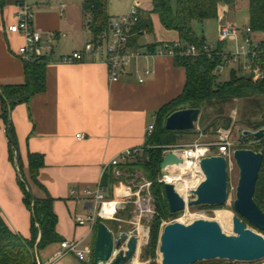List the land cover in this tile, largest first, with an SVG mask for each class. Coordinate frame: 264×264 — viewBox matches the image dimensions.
I'll use <instances>...</instances> for the list:
<instances>
[{"label":"crops","instance_id":"crops-1","mask_svg":"<svg viewBox=\"0 0 264 264\" xmlns=\"http://www.w3.org/2000/svg\"><path fill=\"white\" fill-rule=\"evenodd\" d=\"M30 2L35 7V26L44 38L47 87L28 103H21L11 111L10 121L19 144L23 170L16 152L12 159L9 124L3 118L4 103L0 94V214L13 231L31 237L33 213L25 202L20 181L25 180L24 174L29 179V153L40 154L45 166L39 180L45 189L32 181L28 189L35 196L50 194L55 199L57 231L63 241L83 240V245L94 247L96 228L90 230L89 225L76 221L77 215L88 216L93 212L90 199L83 191L98 186L104 167L112 158L129 149L145 153L149 126L156 125L157 112L161 108L183 94L187 70L177 64L175 57L142 56L126 66L118 81H112L106 62L107 43L101 35L99 42L95 41L92 21L83 6L85 0ZM139 2L141 9H153V0ZM16 9L17 0H0V88L26 82V60L19 53L25 38L8 31L15 21ZM152 17L154 30L139 34L134 29L131 45L149 52L162 41L180 40L179 32L165 28L159 15ZM219 20L220 24L227 21L225 16ZM116 21L112 16V23ZM53 32L57 37L51 41ZM254 35L264 40V33L255 32ZM89 48L93 50L88 51ZM76 51L83 53L85 58L75 62L60 61L62 56ZM148 68L154 73L140 82L138 70ZM229 69L231 75L233 69ZM187 107L190 106L182 108ZM79 133L86 137L78 139ZM133 162L136 160L123 162L124 173ZM117 180L108 192L111 198ZM61 243H53L39 251L41 264H88L74 253L55 260Z\"/></svg>","mask_w":264,"mask_h":264},{"label":"trees","instance_id":"trees-1","mask_svg":"<svg viewBox=\"0 0 264 264\" xmlns=\"http://www.w3.org/2000/svg\"><path fill=\"white\" fill-rule=\"evenodd\" d=\"M250 10V27L254 32L264 33V0H247ZM240 0H153L151 11L139 10V21L134 27L139 34L154 30L153 14H157L165 28L176 30L180 34V40L187 47L195 44L203 47L207 44V37L200 35L194 27L195 21L209 19H221L228 8L238 6ZM85 14L89 15L91 28L95 35V41L99 42L101 33L112 24V16L109 12V0H85ZM264 46V40H263ZM223 47V44H220ZM264 61V55L261 62ZM26 82L18 85H6L0 88V94L4 103L3 118L9 124V139L11 141V155L15 158V152L19 148L15 129L11 124V111L21 103H28L31 98L44 91L47 87L46 80V56L32 58L25 61ZM178 65L187 70L188 80L185 91L181 96L166 104L157 112L155 130L147 141L145 159L129 163L130 167L141 166L153 181V193L156 199L158 213L153 221L150 232L149 255H153L158 245L161 234L162 222L169 217H178L182 212L172 213L165 193V183L156 181L162 175L161 163L164 151L172 148L178 141V134L189 131H173L166 128V120L173 112L185 105L205 109L212 103H228L237 98L254 97L264 95V79L255 80L238 69H233L229 79L222 81L215 69L218 59H211L207 55L202 56H177ZM205 116L202 114L201 120ZM230 118H228V122ZM255 129L264 128V118L256 122ZM193 131H190L192 133ZM256 138L247 136V140ZM257 140V139H256ZM243 146V145H242ZM257 151L264 153V137L257 141ZM18 164L23 170L24 164L20 156ZM45 166L44 157L40 154L29 153V179L24 174L20 184L25 193V202L32 210V234L30 238L13 231L3 216L0 214V264H39L37 253L47 246L62 242L63 237L57 231L58 216L54 211L55 199L47 194L46 197H38L28 189L29 181H32L45 189L39 180L41 169ZM116 179L108 173L103 179V184L111 189ZM255 200L264 210V161L258 180ZM105 220L109 224L108 219ZM96 226V231L98 228ZM110 225V224H109ZM264 232V231H263ZM41 235V236H40Z\"/></svg>","mask_w":264,"mask_h":264},{"label":"built area","instance_id":"built-area-1","mask_svg":"<svg viewBox=\"0 0 264 264\" xmlns=\"http://www.w3.org/2000/svg\"><path fill=\"white\" fill-rule=\"evenodd\" d=\"M139 10L140 2L136 0L129 13L121 16L101 33L102 40L107 43L106 62L112 81H118L126 66L142 56H171L176 58L177 56L202 55H207L211 59H218L219 63L215 69V74H220L228 68H232L249 73L255 80L264 79V61L261 62V58L264 55L263 40L255 37V32L250 26L246 30H243L235 24L222 21L218 32V43H207L203 47L190 44L186 47L181 40L162 41L156 45L154 50L144 52L140 48L131 45V39L135 34L134 27L139 21ZM35 17V7L30 0H17L15 21L8 27V31L24 36L25 43L19 48V53L25 60L45 56L42 46L44 42L43 34L35 26ZM56 37L57 33L53 32L50 36L51 41ZM220 44H223V47H220ZM92 50L93 48L88 49V51ZM84 58L83 53L76 51L73 54L62 56L60 61L75 62ZM138 72L140 82H144L146 76L152 75L154 70L148 68L144 71L138 70ZM154 130L155 124H151L148 129V135L151 136ZM231 136L232 130L221 131L214 142L177 145L164 151L163 157L167 152L173 151L183 158V162H188L197 170V177L193 176L197 178L196 186L191 184L187 187L186 190L188 191L185 194L180 193L186 200L187 209L189 208V202L195 198L193 190L198 187L205 177L201 169V160L204 157L223 155L227 158L229 164L233 161L235 150L239 144H245L247 141H251L252 143L258 141L256 139L247 140V136L244 133L238 140H234ZM85 137L86 134L84 133L77 134L78 139H84ZM145 157L139 149H129L112 158L105 165L98 186L96 188H86L83 191L85 197L90 199L93 212L88 216L77 215L76 221L80 225H89L90 230H93L96 228L100 218L108 220L116 219L117 214L123 208V204H125L128 197L137 195L139 201H141L140 193H133L132 187L127 185L126 187L124 184H121L119 187L115 186L114 197H108V192L111 189L103 184V179L108 173L112 174L114 178L120 179L124 175V170L122 169L123 162H128L131 159L136 161L143 160ZM181 171L179 164L168 165L166 169L162 170L160 182H169L168 176L170 175L179 174L178 177H181ZM181 180L175 179L176 182H181ZM73 193H76V190H73ZM151 200L152 195L149 192L143 198V201H147L149 204ZM140 207L142 208V206ZM70 253H74L81 261L88 264H93L94 262V247L83 245V240L62 241L61 249L55 254V260H59Z\"/></svg>","mask_w":264,"mask_h":264},{"label":"water","instance_id":"water-1","mask_svg":"<svg viewBox=\"0 0 264 264\" xmlns=\"http://www.w3.org/2000/svg\"><path fill=\"white\" fill-rule=\"evenodd\" d=\"M201 115L202 109L199 107L179 109L169 115L166 128L173 131H194ZM243 133L260 140L264 137V128L256 131L246 129ZM19 158L20 152L17 149V161ZM234 159L240 170L234 202L239 216L233 218L234 233H226L216 220L198 218L190 223L170 222L165 225L161 234L162 264H196L217 259L229 262L219 264H264V235L248 225L264 231V210L255 200L264 153L251 148H237ZM183 161L175 152L169 151L163 157L161 169ZM201 169L205 177L193 190L195 198L189 202V206L225 205L229 197L227 158L223 155L206 156L201 160ZM165 193L172 213L187 209L186 200L175 184L166 182ZM139 244L138 235L126 230L117 233L105 220H101L94 245V264H132L138 257ZM148 253L147 249L141 257L142 261H146ZM37 257L39 260L38 253Z\"/></svg>","mask_w":264,"mask_h":264},{"label":"rangeland","instance_id":"rangeland-1","mask_svg":"<svg viewBox=\"0 0 264 264\" xmlns=\"http://www.w3.org/2000/svg\"><path fill=\"white\" fill-rule=\"evenodd\" d=\"M139 1V0H138ZM148 1V0H147ZM134 0H109V12L118 20L120 15L127 14L132 9ZM227 22L235 23L241 29L246 30L250 26V10L247 0H240L238 6L232 7L225 14ZM220 20L209 19L205 21H195L194 27L198 34L205 35L209 43H218V32ZM230 45H232L230 43ZM247 76L249 73L243 72ZM222 81L230 77V69L218 74ZM205 116L204 121L197 124V130L192 133H185L180 135L179 144L175 145H190L196 142L210 143L217 140L221 131L232 130V138L238 140L243 135L244 130L249 129L256 131L255 124L264 118V95H255L254 97L237 98L226 104L212 103L205 106L203 111ZM228 118L230 121L228 122ZM257 143V142H256ZM256 143L247 141L245 144H239L237 148H251L258 149ZM243 145V146H242ZM229 171V197L225 205L222 206H208L200 205L196 207L189 206L178 217H169L162 222V229L165 225L174 221H182L190 223L198 218L208 220H216L220 223L223 230L228 234H233V218L238 215L235 209L234 202L236 199L237 186L240 178V170L235 159L228 164ZM162 175H159L156 181L160 182ZM121 184L131 186L133 193H140L141 201L137 195L127 198L123 208L117 214L116 219L109 220L110 226L118 233L121 230L129 231L136 234L140 238L138 249V257L133 264H162V254L160 252L161 234L158 240V245L153 255L147 256L146 261H142V255L149 251L150 232L153 221L158 213L156 199L153 193V181H151L144 168L141 166L129 167V171L124 173L123 177L117 180V187ZM126 186V187H127ZM126 190V188H125ZM151 192L152 200L150 205L143 198ZM115 195V192H114ZM108 197H111L108 194ZM147 204V206H145ZM142 206V208L140 207ZM245 220V219H244ZM252 229L263 233L258 228L248 224ZM148 233L143 238L142 234ZM41 252V256H42ZM229 263L220 259L213 261H203L196 264H219ZM258 263V262H257ZM239 264H250L246 262H239Z\"/></svg>","mask_w":264,"mask_h":264},{"label":"bare ground","instance_id":"bare-ground-1","mask_svg":"<svg viewBox=\"0 0 264 264\" xmlns=\"http://www.w3.org/2000/svg\"><path fill=\"white\" fill-rule=\"evenodd\" d=\"M179 168L182 170L181 171L182 176L178 177L179 174L170 175L168 176V180L169 182L176 184V187L181 194H185V192L188 191L186 190L187 187H189L191 184H193V186H196L197 178L195 177H197V170L194 168V166L190 165L188 162H183L182 164H179ZM175 179H182V180L181 182L179 181L176 182ZM147 234L148 233H143L142 234L143 238L147 236ZM135 260L133 261V263L135 262Z\"/></svg>","mask_w":264,"mask_h":264}]
</instances>
